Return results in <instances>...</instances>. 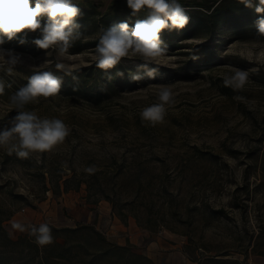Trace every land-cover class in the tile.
Listing matches in <instances>:
<instances>
[{"label": "rangeland", "instance_id": "rangeland-1", "mask_svg": "<svg viewBox=\"0 0 264 264\" xmlns=\"http://www.w3.org/2000/svg\"><path fill=\"white\" fill-rule=\"evenodd\" d=\"M115 1L78 0L85 16L82 37L63 57L54 48L38 54L5 48L21 54L22 63L10 75L0 72L11 84L0 95V129L17 114L10 95L40 66L62 80L61 92L25 110L62 119L71 131L51 151L28 158L0 147V264H86L103 245L89 231L64 232L79 227L152 264H204L214 254L264 264V255L250 252L252 246L264 250V36L256 29L203 33L167 46L161 66L152 65L158 67L154 79L123 83L125 72L144 63L125 58L121 82L110 86L91 78L78 87L73 72L95 67L90 44L109 27L100 20ZM213 1L178 0L185 10L202 13L198 5ZM77 46L86 47L76 52ZM57 63L68 65L71 74L57 70ZM233 68L249 72L241 90L223 84ZM164 84L172 86L175 103L163 122L148 125L139 112L157 102ZM89 166L92 173L85 172ZM101 202L114 219L100 217ZM16 222L49 223L54 243L38 246L27 232L13 229ZM114 223H131L132 237L112 233ZM159 242L173 247L158 252ZM245 249L247 257L239 253Z\"/></svg>", "mask_w": 264, "mask_h": 264}, {"label": "clouds", "instance_id": "clouds-1", "mask_svg": "<svg viewBox=\"0 0 264 264\" xmlns=\"http://www.w3.org/2000/svg\"><path fill=\"white\" fill-rule=\"evenodd\" d=\"M126 3L133 16L146 11L147 17L137 20L133 26L124 21L106 29L101 28L92 54L95 66L109 70L125 58H139L144 62L140 65L144 74H131V79L136 82L145 78L154 79L158 67L152 65L161 66L160 60L168 52L161 33L165 29L185 28L190 17L178 0H126ZM240 3L253 7L254 0H240ZM78 5V0H0V72L10 75L22 63L21 54L2 46L6 40L12 41L25 32H39V38L32 41L37 48H54L59 56H65L75 41L82 37L79 31L81 25L77 22L82 11ZM255 11L259 14L255 22L257 36H264V0H258ZM19 43L24 44L25 40L20 39ZM55 67L66 74L72 72L64 63H57ZM32 72L27 77V83L10 95L9 102L17 114L0 129V147L21 158L51 151L62 144L71 131L62 119L41 117L34 110H25L26 105L38 102V98L55 97L62 88V80L52 72L41 70L40 66L33 68ZM248 79L247 70L233 68L223 75V84L233 90H241ZM6 87H11V84H6L3 75H0V95L4 94ZM159 89L157 102L143 107L139 112L141 121L151 126L163 122L167 106L175 103L170 84L160 85ZM93 171V166L85 168L87 173ZM12 227L34 237L40 247L54 243L55 238L47 222L39 225L16 222Z\"/></svg>", "mask_w": 264, "mask_h": 264}, {"label": "trees", "instance_id": "trees-1", "mask_svg": "<svg viewBox=\"0 0 264 264\" xmlns=\"http://www.w3.org/2000/svg\"><path fill=\"white\" fill-rule=\"evenodd\" d=\"M119 1L120 0L115 1L113 5L110 6L109 11L101 18L100 22H102V24H104L105 26L110 27L114 24L124 21L128 22L130 26H133L137 20H143L147 17L146 11H143L142 13H138L136 16H133L131 14L132 10L128 8L127 5L123 7L116 5V3ZM257 2L258 0H254L253 7H246L244 4L240 3V0H221L219 2L216 0L213 1L212 4L207 6L205 4H199L198 7L204 8L206 10L205 13L199 11L192 12L186 10L188 16L190 17V20L189 23L185 26V28L179 30L165 29L161 33V39L163 40L166 46H168L169 48H173L175 47V43L177 41L197 38L203 33L207 35H213L218 29L230 31L233 35L247 31L245 29L255 30V22L258 19L259 15L255 11V6ZM84 19V11H82V15L77 18V22L79 24L83 23ZM36 38H39V34H34L32 32L21 33L18 34V37L16 39H13L12 41L6 40L5 44L2 47L12 48L17 51H33L36 54L46 52L47 50L39 49L32 43V41ZM20 39H24L25 43L20 44ZM97 43L98 40L92 42L90 45L96 46ZM85 45L87 46L89 44L87 43ZM84 47L77 46L74 49L77 52L81 51ZM198 48L202 50L206 47L205 45L200 44ZM124 71L125 68L118 64L115 68L109 70H101L95 66L93 69L88 68L87 70H77L73 72V74L79 76L78 87L85 86L86 82L91 78L100 81L101 83L108 82L110 83V86H112V83L114 82H121L122 76L119 75V73H124ZM138 72L141 75L144 74L143 69H141L140 67L137 68L136 66H133L131 72L127 74L126 72L124 73L126 79L123 81V83H135L136 81H133L131 79V74H136ZM69 182V179H65L63 181V191L68 190ZM105 200L109 201V197L105 196ZM81 229L89 231L92 234L96 235L103 245V247L99 251L89 254L90 259L86 260V264H96L95 259L97 258L102 261L101 264H152L149 258L143 255L133 253L132 251H130V248L128 246H121L107 242L92 228H66L64 232L75 234ZM261 232L262 230H260L259 233ZM255 249L256 248L252 246L250 252L252 251L257 255H264V250ZM239 253L243 254L246 257L249 254L247 249ZM228 256V254H214L206 258L204 264H246L244 261H240L235 258H228Z\"/></svg>", "mask_w": 264, "mask_h": 264}, {"label": "crops", "instance_id": "crops-1", "mask_svg": "<svg viewBox=\"0 0 264 264\" xmlns=\"http://www.w3.org/2000/svg\"><path fill=\"white\" fill-rule=\"evenodd\" d=\"M98 211L100 213V217H103V215L104 216H107L108 215V217L110 219H114L115 218L114 214L110 212L111 211V208H110V206H109V204L107 202H101V203H99V205H98ZM114 226L116 227L117 231L116 230H111L112 233H118V234H120V236H122V234H124L126 236V234L124 232L125 231H128V235L130 237H132L133 234H132V231H131V229H132L131 223H129L128 225L127 224H121V223L119 225H115V223H114ZM157 245H159L158 252H160L162 250H165V249H171L173 247V245L170 244V243H162V242H159V244H157ZM148 249H150V251H151L154 248L148 247ZM151 254L152 253L150 252V255ZM163 260L166 261V259H163Z\"/></svg>", "mask_w": 264, "mask_h": 264}]
</instances>
